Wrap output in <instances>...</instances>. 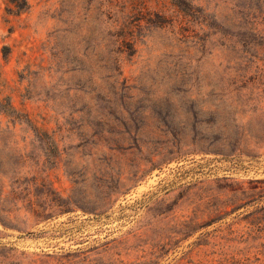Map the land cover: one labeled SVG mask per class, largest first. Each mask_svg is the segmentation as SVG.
Listing matches in <instances>:
<instances>
[{"label":"rangeland","instance_id":"374dc122","mask_svg":"<svg viewBox=\"0 0 264 264\" xmlns=\"http://www.w3.org/2000/svg\"><path fill=\"white\" fill-rule=\"evenodd\" d=\"M0 264H264V0H0Z\"/></svg>","mask_w":264,"mask_h":264},{"label":"trees","instance_id":"16d2710c","mask_svg":"<svg viewBox=\"0 0 264 264\" xmlns=\"http://www.w3.org/2000/svg\"><path fill=\"white\" fill-rule=\"evenodd\" d=\"M11 1L12 3H14L15 5H17L18 7L20 6V4L22 3H26V0H9ZM50 143H52V140H50Z\"/></svg>","mask_w":264,"mask_h":264}]
</instances>
